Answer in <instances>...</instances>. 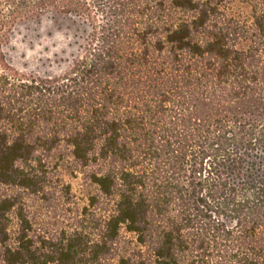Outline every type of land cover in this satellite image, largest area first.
<instances>
[{"label": "trees", "instance_id": "16d2710c", "mask_svg": "<svg viewBox=\"0 0 264 264\" xmlns=\"http://www.w3.org/2000/svg\"><path fill=\"white\" fill-rule=\"evenodd\" d=\"M48 14L80 50L21 73L3 45ZM60 144L94 189L46 235L27 199ZM0 264H264V0H0Z\"/></svg>", "mask_w": 264, "mask_h": 264}, {"label": "rangeland", "instance_id": "374dc122", "mask_svg": "<svg viewBox=\"0 0 264 264\" xmlns=\"http://www.w3.org/2000/svg\"><path fill=\"white\" fill-rule=\"evenodd\" d=\"M88 29L85 22L74 16L48 14L18 24L3 45V53L9 65L21 73L41 77L61 75L79 52ZM46 162L51 175L48 198L32 197L27 203L33 229L51 235L67 230L75 217L83 213L86 197L94 188L84 180L64 144L54 149ZM65 185L70 187L68 193L64 191ZM139 250L149 254L145 247L136 245L130 233L122 231L117 242L118 254L128 256Z\"/></svg>", "mask_w": 264, "mask_h": 264}]
</instances>
